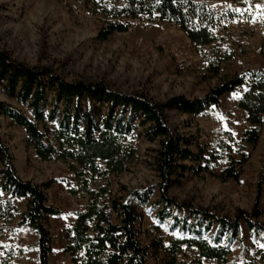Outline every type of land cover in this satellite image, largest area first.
<instances>
[{
  "label": "trees",
  "instance_id": "1",
  "mask_svg": "<svg viewBox=\"0 0 264 264\" xmlns=\"http://www.w3.org/2000/svg\"><path fill=\"white\" fill-rule=\"evenodd\" d=\"M230 1L251 5L256 0ZM83 5L102 20L96 35L99 40L127 31L132 21L166 20L187 36L211 74L219 75L220 64L231 58L229 52L213 43L216 32L238 15L232 8L219 13L205 0H83ZM207 46L209 51L205 49ZM0 87L29 110L27 114L0 101V114L24 130L26 146L38 159L65 163L75 179L74 185L66 182L67 191L85 199L84 208L74 211L73 221L62 230L63 253L71 264H149L148 249L162 252L164 264H179L180 257L186 258L182 264H205V260L225 264L242 221L249 230L264 235V223L259 220L264 163L253 206L250 210L237 209L233 216L193 207L168 195L169 188L187 170L214 174L212 168L221 162L226 165L216 176L223 182L239 180L248 158L246 147L255 145L261 133L264 117L261 69L225 74L203 96L174 95L154 101L146 93L123 92L104 81L67 80L50 66L28 64L0 50ZM240 87L244 90L234 103L245 112L249 124L240 141L224 131L225 139H219L210 150L199 147L194 152L190 141L169 126V110L195 116L210 106L218 107L221 96ZM138 128L147 141L158 142L153 164L159 179L160 216L164 222H170V231H178L167 241L156 238L149 245H143L139 239L137 224L141 214L131 201L135 198L144 203L148 194L120 185L126 198L109 195V176L124 172L137 158L132 138ZM52 182V179L42 183L22 179L0 136V228L16 221L17 226L26 225L33 230L37 264H49L51 236L46 217L62 215L57 207L46 204L45 190ZM17 200H24L23 210ZM172 208L186 211L193 220L188 222L186 217L173 213ZM213 224L217 230L211 233ZM207 233H211L209 239L204 236ZM224 237L225 243L221 244ZM258 259L264 264V252Z\"/></svg>",
  "mask_w": 264,
  "mask_h": 264
},
{
  "label": "rangeland",
  "instance_id": "2",
  "mask_svg": "<svg viewBox=\"0 0 264 264\" xmlns=\"http://www.w3.org/2000/svg\"><path fill=\"white\" fill-rule=\"evenodd\" d=\"M205 1L219 13L229 8L238 12L224 29L216 32L213 45L231 54L230 59L220 64L219 75L206 70L200 53L170 21L136 20L125 32H115L106 40L97 39L102 20L89 13L83 0H0V50L28 64L50 66L67 80L104 81L123 92L141 91L154 101H164L174 95L203 96L225 74L245 73L249 69L264 72V0H256L251 5L230 0ZM209 48L207 46L206 51ZM243 90L244 87H240L224 94L218 107L210 106L195 116L169 110L168 124L190 141L194 152L199 147L210 150L219 139H225L224 131L231 132L240 141L249 124L234 99ZM0 101L29 114L24 105L9 97L1 87ZM133 133L137 158L124 172L109 176V195L126 198L120 185L127 190L147 193L148 200L144 203L131 199L141 214L137 224L139 239L143 245H149L156 238L167 241L178 235V231H170V222H164L160 216L159 179L153 164L158 142L147 141L140 128ZM0 136L22 179L37 183L53 180L45 190L46 204L57 207L62 215L46 217L51 236L48 261L49 264H71L63 253L62 230L73 221L72 213L83 209L86 203L85 199L67 191L66 182L75 184L72 172L61 161L38 159L26 146L24 130L3 114H0ZM246 152L248 158L238 181L223 182L216 176L226 162L212 168L214 174L208 171L195 174L189 169L169 188V197L187 201L193 207L208 208L222 216H233L237 209L250 210L264 163V117L257 143L247 146ZM261 178L259 220L264 223V173ZM17 205L23 210L24 200H17ZM172 212L186 217L188 222L193 220L184 210L172 208ZM216 230L213 224L211 233ZM211 233L204 236L209 239ZM225 238L221 244L225 243ZM229 250L225 264H260L258 258L264 252V235L249 230L242 221ZM147 261L164 264V254L148 249ZM185 262L186 258H178L179 264ZM204 263L214 264V261ZM0 264H37L34 231L26 225L17 226L16 221L5 229L0 228Z\"/></svg>",
  "mask_w": 264,
  "mask_h": 264
}]
</instances>
